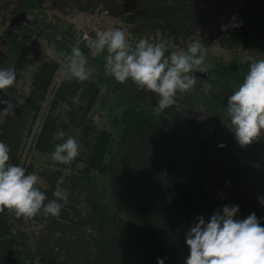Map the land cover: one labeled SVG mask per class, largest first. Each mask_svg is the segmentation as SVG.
Segmentation results:
<instances>
[{
    "label": "trees",
    "instance_id": "obj_1",
    "mask_svg": "<svg viewBox=\"0 0 264 264\" xmlns=\"http://www.w3.org/2000/svg\"><path fill=\"white\" fill-rule=\"evenodd\" d=\"M46 10L104 12L136 42L167 40L177 49L201 39L228 50L255 44L256 60L264 58V0H0V69L17 72L9 94L0 90V98L15 106L14 116L0 115V141L11 149L9 163L40 176L49 199L60 177L67 194L59 218L25 221L7 211L0 214V264H158V258L186 264V234L198 217L207 222L224 206L238 205L237 219L255 213L264 226V137L241 147L222 120H228L227 98L253 59L219 64L204 75L195 72V90L178 94L176 104L157 115L154 93L105 75L106 53L89 55L91 76L78 83L80 94H88V104L100 99L99 86L111 94L108 104L104 95L100 101L109 129L95 137L84 133L86 150L71 165H61L51 153L63 141L54 140L56 130L43 124L23 155L32 119L38 118L18 105V82L32 46L46 40L64 57L76 45L88 54L80 31ZM18 13L29 22L12 25ZM240 21L242 26L222 31V25ZM95 32L87 33L94 37ZM6 107L0 104V112Z\"/></svg>",
    "mask_w": 264,
    "mask_h": 264
},
{
    "label": "clouds",
    "instance_id": "obj_2",
    "mask_svg": "<svg viewBox=\"0 0 264 264\" xmlns=\"http://www.w3.org/2000/svg\"><path fill=\"white\" fill-rule=\"evenodd\" d=\"M235 19L233 17V21ZM242 24L243 21L222 25V31ZM84 42L87 55L79 45L65 54L62 65L65 78L80 84L89 81V55L96 57L106 53L105 75L120 84L131 81L138 90L154 93L158 97V106L154 108L157 115L172 108L178 94L195 90L197 77L194 73L203 70L207 56L201 39L192 40L181 49L172 48L167 40L151 42L144 38L133 45L119 28L96 31L94 37L85 35ZM16 82L15 68L0 69V90L6 95ZM0 104L7 105L0 115H15V106L10 100L0 98ZM226 112L228 120H222L241 147L264 137V58L250 62L243 82L227 98ZM53 139L63 142L55 144L51 160L71 165L80 155L77 139L63 130ZM10 152V147L0 141V214L7 211L25 221L37 216L59 218L67 203L66 190L62 187L64 178L56 181L54 198L49 199L36 172L26 173L24 167L9 163ZM260 203L264 204V197L260 198ZM239 211L238 205H226L222 214L215 212L207 222L202 216L198 217V222L186 234L190 249L186 264H264V226L255 213L237 219ZM158 264H164V260L158 258Z\"/></svg>",
    "mask_w": 264,
    "mask_h": 264
},
{
    "label": "rangeland",
    "instance_id": "obj_3",
    "mask_svg": "<svg viewBox=\"0 0 264 264\" xmlns=\"http://www.w3.org/2000/svg\"><path fill=\"white\" fill-rule=\"evenodd\" d=\"M46 14L53 16L55 19L63 18L72 23L74 27L80 31V35H89V30L99 31L107 29L119 28L123 30L129 39V42L135 45L136 41L132 39L126 27L117 19L109 18L104 12L84 13L74 11L70 14L63 15L60 13ZM53 14V15H51ZM21 15H17L20 19ZM90 36V35H89ZM190 39L177 49L185 48ZM207 56L202 71L209 68L227 64V63H242L251 59H257L260 55V50L257 45L250 44L245 48L236 50H228L218 46H208ZM64 64V56L52 44L46 40H39L37 44L32 46L30 54L25 60V71L23 77L18 82L19 99L18 105L25 106L31 111L36 112L38 118L32 119V124L25 138L23 155H26L32 137L45 126V130L53 129L54 136L59 130L69 131L70 136H74L81 146L80 154L86 150L82 148L81 138L84 133L88 132L95 137V134L104 129H109L108 111L106 106H101L103 95L107 104L111 100V94H107L103 86H99L100 99L96 98L88 104L87 99L82 97L78 91L80 88L77 81L69 82L63 73L62 65ZM77 99H74L77 97ZM92 117V121L89 119ZM67 137H65L66 139ZM24 163V162H23ZM26 164V161L25 163ZM8 264H17V261H12Z\"/></svg>",
    "mask_w": 264,
    "mask_h": 264
},
{
    "label": "water",
    "instance_id": "obj_4",
    "mask_svg": "<svg viewBox=\"0 0 264 264\" xmlns=\"http://www.w3.org/2000/svg\"><path fill=\"white\" fill-rule=\"evenodd\" d=\"M17 15H21L20 19H17ZM17 15H16L15 18L12 19V22H11L12 25H16V24H18L19 22H22V21H25L27 23L29 22V20L26 19L25 13H21V14L18 13Z\"/></svg>",
    "mask_w": 264,
    "mask_h": 264
},
{
    "label": "built area",
    "instance_id": "obj_5",
    "mask_svg": "<svg viewBox=\"0 0 264 264\" xmlns=\"http://www.w3.org/2000/svg\"><path fill=\"white\" fill-rule=\"evenodd\" d=\"M85 35H86V34H85ZM85 35H84V36H85ZM84 36L82 35V39H84ZM88 36H89V35H88Z\"/></svg>",
    "mask_w": 264,
    "mask_h": 264
}]
</instances>
